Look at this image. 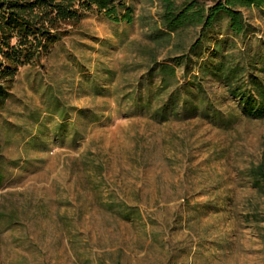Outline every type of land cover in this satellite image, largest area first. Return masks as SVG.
<instances>
[{"label":"rangeland","instance_id":"obj_1","mask_svg":"<svg viewBox=\"0 0 264 264\" xmlns=\"http://www.w3.org/2000/svg\"><path fill=\"white\" fill-rule=\"evenodd\" d=\"M125 3L132 22L88 13L14 77L0 109V264H264V192L248 176L264 160V117L218 82L203 83L210 104L183 107L184 66L178 115L144 89L154 59H206L217 39L235 64L264 69V8L241 9L239 36L222 17L203 36L155 41L160 1Z\"/></svg>","mask_w":264,"mask_h":264},{"label":"trees","instance_id":"obj_2","mask_svg":"<svg viewBox=\"0 0 264 264\" xmlns=\"http://www.w3.org/2000/svg\"><path fill=\"white\" fill-rule=\"evenodd\" d=\"M159 1L163 30L158 28L154 32L155 41L166 37L171 39L190 27H200L203 36V32L213 28L222 17L228 19V29L232 34L239 36L248 29L241 9L264 8V0H216L209 6L200 0ZM121 8L124 11L119 14L118 9ZM92 12L105 13L115 22L130 23L133 20L132 8L126 5L125 0H0V109L10 96L19 67L40 61L67 34V26L80 23L85 15ZM201 42L202 37L191 46V53ZM210 50L206 59L201 55L193 59L185 50L174 57L172 63L154 59L144 85L148 105L152 97L165 95L162 114L167 118L169 109L170 115H178L177 101L183 87H178L177 68L184 66L185 77L189 76L190 83L186 87L192 85L194 89L183 96V107L186 103L191 104L192 109L210 104L211 100H205L203 83L218 82L227 94L239 99L246 116L264 117V78L256 72L264 69H258L253 58L244 60V56L241 58L244 64H235L236 53L227 39L215 40ZM155 78V89L152 90ZM142 96L140 91V100ZM196 99L199 102H194ZM248 176L251 185L264 192V160L253 165ZM120 215L128 219L130 214L122 210Z\"/></svg>","mask_w":264,"mask_h":264}]
</instances>
